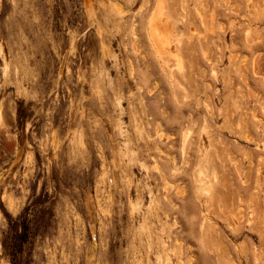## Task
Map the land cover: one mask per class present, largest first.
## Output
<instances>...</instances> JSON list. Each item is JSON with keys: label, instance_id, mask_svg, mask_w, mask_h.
Segmentation results:
<instances>
[{"label": "rangeland", "instance_id": "obj_1", "mask_svg": "<svg viewBox=\"0 0 264 264\" xmlns=\"http://www.w3.org/2000/svg\"><path fill=\"white\" fill-rule=\"evenodd\" d=\"M0 44V264H264V0H0Z\"/></svg>", "mask_w": 264, "mask_h": 264}, {"label": "bare ground", "instance_id": "obj_2", "mask_svg": "<svg viewBox=\"0 0 264 264\" xmlns=\"http://www.w3.org/2000/svg\"><path fill=\"white\" fill-rule=\"evenodd\" d=\"M91 2V1H90ZM93 3V2H92ZM88 4H90V3H88ZM167 4V3H166ZM91 6V5H90ZM94 6V5H93ZM94 9V8H93ZM90 10H91V8H90ZM90 10L88 9V11L90 12ZM94 12H95V9H94V11H93V13H90V14H92V15H94ZM97 14H95V16H96ZM96 20H97V18H96ZM150 23H151V21H150ZM97 24V23H96ZM171 25V24H170ZM100 28H102L101 26H100ZM101 30V29H100ZM168 30L169 31H171L172 32V30H171V28L169 29L168 28ZM101 32V31H100ZM171 32H168L169 34H171ZM168 38V39H167ZM166 38V41H164V40H162V41H160L159 42V40H160V38H156V40L158 41V48H162V47H164V46H166L165 44H166V42H168V41H172L171 39H170V36L169 37H167ZM170 39V40H169ZM168 40V41H167ZM169 44V43H168ZM164 51H165V49H164ZM0 54H3V47H2V45L0 44ZM10 66V64L9 63H6L5 64V67H4V69H3V71L5 72L4 74H5V77H7V78H9V68H11V67H9ZM64 70V69H63ZM10 73H11V71H10ZM0 125L1 126H5V117H4V109L2 108V106H0ZM11 204V203H10ZM12 205V204H11ZM10 205V206H11ZM10 208V207H9Z\"/></svg>", "mask_w": 264, "mask_h": 264}]
</instances>
